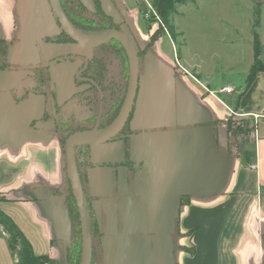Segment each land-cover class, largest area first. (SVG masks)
<instances>
[{
    "label": "water",
    "instance_id": "water-1",
    "mask_svg": "<svg viewBox=\"0 0 264 264\" xmlns=\"http://www.w3.org/2000/svg\"><path fill=\"white\" fill-rule=\"evenodd\" d=\"M51 6L59 9L58 0H14L22 32L15 50L32 43L27 41L32 28L30 21L40 22L45 28L53 25L49 16ZM39 10L46 15L32 14ZM59 15L64 28L78 41V44L59 45L60 53L86 51L113 38L121 43L128 60V87L123 105L100 142L119 131L132 112L129 126L138 133L129 136V160L135 164V170L103 166L89 175L91 195L98 198L93 201V209L101 234L99 264H176L181 198L208 201L222 194L231 174L233 157L227 147L216 143V130L209 125L213 121L210 111L198 103L153 46L145 47L134 27L136 40L126 29L86 35ZM12 51L8 50L9 60L15 58ZM1 74L3 81H12L8 73ZM75 138L66 145L67 177L81 221L78 264H90L92 234L87 201L74 162L73 146L79 141ZM119 145L118 153L114 151L110 159L94 162L122 163L124 149L121 142ZM129 175L131 179L127 181ZM19 195L30 200L46 222L53 247L65 252L71 240V221L63 195L54 194L44 181L23 185ZM261 244L260 264H264V233Z\"/></svg>",
    "mask_w": 264,
    "mask_h": 264
},
{
    "label": "flooded vegetation",
    "instance_id": "flooded-vegetation-1",
    "mask_svg": "<svg viewBox=\"0 0 264 264\" xmlns=\"http://www.w3.org/2000/svg\"><path fill=\"white\" fill-rule=\"evenodd\" d=\"M58 2L59 9L51 6L49 10V16L53 20L50 28L43 27L40 22L30 21L32 28L27 41H32L31 53L28 57L24 55L22 60L18 59V51L15 50L21 41L19 35L22 32L18 22L19 15L13 9L11 30L9 34L0 36V75L8 73L12 81L6 82L0 77V86L4 84L12 86L14 89L11 90V95L21 105L35 97L37 108L31 119L35 137L29 140L28 144L41 148L38 157L48 168L50 180L56 174V164L58 169L60 168L59 181H56L55 185L47 184L54 194L64 197L71 221V240L65 252L58 251V257L53 258L54 264L79 263L81 221L76 198L67 177L65 158L66 145L71 139L78 137L75 138L79 141L73 146V156L89 211L92 234L90 264H99L101 234L99 220L93 209V201L98 198L91 195L89 175L93 169L106 165L101 163L97 165L98 163L94 162L95 159L105 156L98 155L92 138L97 135L102 138L120 112L128 87V60L121 43L113 38L86 51L60 53L57 49L59 45L78 44V41L64 28L59 13L75 30L86 35L107 29L118 31L126 29L133 34V23L121 0H58ZM32 14L46 15L43 10ZM133 37L138 38L135 34ZM9 49H13L12 56L15 57L13 59L11 56L13 60L11 58L9 60ZM142 53L140 49L139 55ZM61 70L68 74V79L62 75ZM66 82L67 85L63 87ZM131 114L132 112L119 131L109 139L99 141L101 146L120 142L123 147L128 146L129 136L137 132L131 130L129 126ZM124 159L116 167H126L134 172L135 164L129 160L127 147Z\"/></svg>",
    "mask_w": 264,
    "mask_h": 264
},
{
    "label": "crops",
    "instance_id": "crops-1",
    "mask_svg": "<svg viewBox=\"0 0 264 264\" xmlns=\"http://www.w3.org/2000/svg\"><path fill=\"white\" fill-rule=\"evenodd\" d=\"M13 9L14 0H0V36L9 34L11 30ZM30 47L31 44L29 46L27 43V46L20 48L17 52L19 60H22L24 55L30 56ZM261 47L263 48L262 43ZM161 54L163 57H159L172 66L179 80L195 96L198 103L210 111L213 121L209 125L216 130V143L227 147L233 157L231 174L222 194L208 201H199L189 196L181 198L177 219L179 249L176 253V264H260L263 256L261 235L264 233V69L258 71L248 85L246 77L251 65L245 71L243 82L233 83L226 77L218 81L217 75L214 76L212 71L203 68L200 70L202 65L199 63L193 65L199 69L193 73L179 63L178 58L179 61L174 63L179 69L175 70L171 62L164 58V52ZM260 58L264 65V55L261 54ZM62 75L68 79L66 72H62ZM66 85L67 82L63 87ZM223 86L232 87L233 90L229 93L219 92ZM12 89L14 88L9 84L0 86V155L13 156V159L29 155L31 166L40 176V179L35 181H24L19 187L20 194L25 184L44 181L46 184L55 185L60 179V168L58 169L56 161V174L52 180L48 177V172L42 171L45 166L38 157L41 148L28 144L29 140L35 137L31 126L34 115L32 113L37 108L35 97L21 105L12 97ZM230 117L249 120L254 125L251 140L245 144V149L254 152L250 164L245 162L243 153H233L228 143L225 122ZM131 118L132 114L129 121ZM137 133L138 131L135 134ZM94 146L98 149V155L105 156L100 160L110 159L111 154L114 151L118 153L120 148L119 144L101 146L100 143H95ZM126 147L129 153V140ZM126 147H123L124 152ZM104 165L115 169L118 166L117 163ZM13 166L31 168L22 159L17 160ZM1 170L3 169L0 168ZM130 179L131 176H128L127 181ZM20 200L26 202L13 203L31 204L30 200ZM3 241L1 244L10 252L8 244Z\"/></svg>",
    "mask_w": 264,
    "mask_h": 264
},
{
    "label": "rangeland",
    "instance_id": "rangeland-1",
    "mask_svg": "<svg viewBox=\"0 0 264 264\" xmlns=\"http://www.w3.org/2000/svg\"><path fill=\"white\" fill-rule=\"evenodd\" d=\"M121 3L139 40L147 48L153 46L161 57L164 52V58L175 70L179 68L174 61L179 58L181 62L177 61L193 73L199 70L193 65L199 63L202 65L200 70L212 71L218 81L226 77L233 83L243 82L245 71L253 61V31L259 35L264 55V0H187L176 5L170 21L172 32L160 23L162 19L158 17L153 0H121ZM256 9H260L258 24H254ZM228 143L235 153L233 138L228 136ZM20 159L31 166L29 155L15 159L0 155V162L5 164L0 163L3 169L0 171V221H6L7 225L10 222L20 229L35 255L47 254L53 261L58 257V251L53 247L46 222L34 212L31 204L13 203L26 202L20 200L18 193L24 181L40 179L33 166L30 169L13 166ZM42 171L48 172V168L44 167ZM0 236L3 237H0V264H15L18 256L12 255L1 244L3 240L8 244L9 237L2 223Z\"/></svg>",
    "mask_w": 264,
    "mask_h": 264
},
{
    "label": "trees",
    "instance_id": "trees-1",
    "mask_svg": "<svg viewBox=\"0 0 264 264\" xmlns=\"http://www.w3.org/2000/svg\"><path fill=\"white\" fill-rule=\"evenodd\" d=\"M187 0H153V5L157 11L158 17L162 20L160 23L164 26H168L172 32L173 27L171 24V17L175 13L176 5L183 3ZM260 9L255 11V23H259ZM261 42L259 35L256 31H253V62L251 64L249 73L246 77L247 85L252 81L255 74L264 69V65L261 61ZM227 128V134L229 138H233L234 147L237 154L243 153L245 162L250 164L252 158H254V152L250 149H245V144L251 140V134L254 130V125L249 120L236 119L230 117L225 122ZM4 225V229L9 234L8 247L13 253L12 255L18 256L15 264H51L53 261L47 254L35 255L29 240L25 237L20 229H16L9 222L0 221Z\"/></svg>",
    "mask_w": 264,
    "mask_h": 264
},
{
    "label": "built area",
    "instance_id": "built-area-1",
    "mask_svg": "<svg viewBox=\"0 0 264 264\" xmlns=\"http://www.w3.org/2000/svg\"><path fill=\"white\" fill-rule=\"evenodd\" d=\"M159 19V18H158ZM160 21V20H159ZM194 78V77H193ZM196 80V79H195ZM233 90L232 87H229V86H223L220 90H218L219 92H226V93H229ZM253 167V166H252Z\"/></svg>",
    "mask_w": 264,
    "mask_h": 264
},
{
    "label": "bare ground",
    "instance_id": "bare-ground-1",
    "mask_svg": "<svg viewBox=\"0 0 264 264\" xmlns=\"http://www.w3.org/2000/svg\"><path fill=\"white\" fill-rule=\"evenodd\" d=\"M92 139H93L94 144H95V143H100V142H99V141H100V136H99V135L93 137Z\"/></svg>",
    "mask_w": 264,
    "mask_h": 264
}]
</instances>
